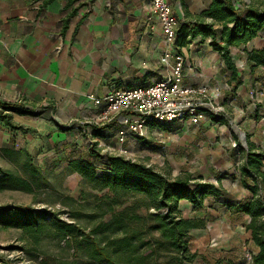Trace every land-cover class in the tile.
<instances>
[{
    "label": "crops",
    "instance_id": "1",
    "mask_svg": "<svg viewBox=\"0 0 264 264\" xmlns=\"http://www.w3.org/2000/svg\"><path fill=\"white\" fill-rule=\"evenodd\" d=\"M44 1L0 0V97L23 101L36 113H14L17 128L0 119V191L32 193L46 185L41 183L45 172L58 167L59 172L68 171L82 179L71 162L96 161L90 156L92 142L104 156L118 155L125 148L134 153L132 142L142 141L128 134L121 142L123 126L117 120L94 134L101 109L90 96L148 86L171 71L161 62L166 41L150 0ZM167 1L179 20L174 48L184 56V83L204 91L202 97L220 113L208 110L197 125L174 121L157 123L159 127L150 123L146 129L184 131L187 126L218 158V165L207 168L212 174L205 181L220 186L222 195L206 198L201 211H195L189 201L180 202L184 217L208 220L192 236L196 230L214 236L211 230L218 231L236 215L245 217L241 227L246 228L251 217L229 205L252 198L243 185L241 167L251 151L264 155V64L249 58V52L264 49V30L245 44L230 46L238 69L235 78L211 34L192 33L198 23L222 28L207 14L213 0ZM246 237L253 247L251 231L247 230ZM214 239L210 246L216 245ZM198 259L193 264H199Z\"/></svg>",
    "mask_w": 264,
    "mask_h": 264
},
{
    "label": "trees",
    "instance_id": "2",
    "mask_svg": "<svg viewBox=\"0 0 264 264\" xmlns=\"http://www.w3.org/2000/svg\"><path fill=\"white\" fill-rule=\"evenodd\" d=\"M207 14L220 22L222 28H215L214 23H198L192 28L193 36L209 32L213 45L236 78L238 69L230 46L245 44L264 30V8L253 0L250 3L245 0H213ZM218 31H221V35ZM249 58L256 64H264V49L249 52ZM14 113L36 114L23 101L9 102L0 97V119L17 128L12 119ZM103 127H94V134L99 135ZM90 156L96 161L90 158L75 160L71 162V168L82 176V201L87 203L92 198L96 212L74 209L70 213L78 219L88 216L97 219L111 214L109 221L100 219L94 222L89 231L81 230L73 223L56 222L54 224L60 231H46V234L54 233L56 237L63 238L70 236L79 254L94 264H193L197 254L191 251V232L204 228L206 220L184 217L180 202L189 201L195 211H201L205 208L206 198L220 197L223 189L211 182L195 181L190 173L171 178L154 166L123 155L104 156L94 142L90 147ZM263 160L261 152L248 153L241 173L244 187L253 196L240 204L229 205L251 217L246 225L247 230L251 231L255 249L251 264H264ZM25 188L32 190L31 187ZM131 200L132 203L127 205ZM49 213L56 218V213L52 211L6 205L0 207V222L22 227L38 240ZM217 264L233 262L218 261Z\"/></svg>",
    "mask_w": 264,
    "mask_h": 264
},
{
    "label": "rangeland",
    "instance_id": "3",
    "mask_svg": "<svg viewBox=\"0 0 264 264\" xmlns=\"http://www.w3.org/2000/svg\"><path fill=\"white\" fill-rule=\"evenodd\" d=\"M257 3L264 5V1ZM218 113H220L219 110ZM150 123L157 124V122ZM185 127L184 131L174 128L161 131L150 127L146 129V127L143 135L129 133L136 135L142 143L137 144L134 140L132 142L134 153L125 148L118 155L154 166L171 178L190 173L195 181L209 180L212 173L206 170L218 165L216 163L218 158L214 156L212 150L205 148V144L194 138V130H186L187 126ZM58 168L55 171H46L41 179V183H46V185L34 189L32 193L19 190L0 191V207L6 205L33 207L38 210L52 211L56 213V218L60 219L58 221L49 213L48 221L44 222L45 229L38 240L22 227L8 226L0 222V257L3 258L4 263L11 264L13 260L18 264H59L60 262L94 264L79 254L70 236L63 238L56 237L54 233L46 234V231H60L59 227L54 224L56 222L73 223L81 230L89 231L90 227L100 219L109 221L111 217V214L97 219L89 216L84 219L72 217L70 212L74 209L96 212L93 207L95 202L92 198L87 203L82 201L83 182L79 175L63 170L59 172ZM25 177H27L26 172ZM131 203L132 200L127 202V205ZM231 220L230 223L227 221L222 224L218 231L211 230L214 236H210V233L208 236L200 235L202 230L193 232L191 251L197 254V258L199 257L197 263L217 264L218 261H231L233 264H251L255 250H251L253 247L247 240V229L241 227L245 217L236 215ZM227 231H230V235ZM214 237L213 241L216 245L210 246V240ZM9 257L12 260H8Z\"/></svg>",
    "mask_w": 264,
    "mask_h": 264
},
{
    "label": "built area",
    "instance_id": "4",
    "mask_svg": "<svg viewBox=\"0 0 264 264\" xmlns=\"http://www.w3.org/2000/svg\"><path fill=\"white\" fill-rule=\"evenodd\" d=\"M150 5L161 21L166 41L161 62L171 68L170 73L148 86L118 89L104 97L90 96L101 109L95 124L101 127L117 120L123 126L119 131L121 142L125 141L129 133L143 135L150 122L167 124L188 121L197 125L208 110L218 113V108L202 97L205 96L204 91L184 83V56L174 48L179 27L174 9L167 0H150ZM8 260L12 259L9 257ZM0 264H7L2 257ZM11 264L18 263L12 260Z\"/></svg>",
    "mask_w": 264,
    "mask_h": 264
}]
</instances>
